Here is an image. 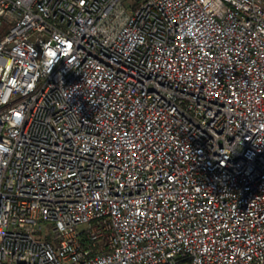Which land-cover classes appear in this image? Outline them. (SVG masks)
<instances>
[{
  "label": "built area",
  "instance_id": "obj_1",
  "mask_svg": "<svg viewBox=\"0 0 264 264\" xmlns=\"http://www.w3.org/2000/svg\"><path fill=\"white\" fill-rule=\"evenodd\" d=\"M0 264H264V0H0Z\"/></svg>",
  "mask_w": 264,
  "mask_h": 264
},
{
  "label": "rangeland",
  "instance_id": "obj_2",
  "mask_svg": "<svg viewBox=\"0 0 264 264\" xmlns=\"http://www.w3.org/2000/svg\"><path fill=\"white\" fill-rule=\"evenodd\" d=\"M10 28L11 26L6 24L0 26V40L9 33Z\"/></svg>",
  "mask_w": 264,
  "mask_h": 264
}]
</instances>
